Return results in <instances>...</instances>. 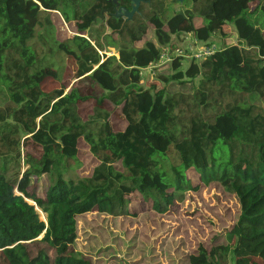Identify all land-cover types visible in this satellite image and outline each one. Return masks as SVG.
I'll list each match as a JSON object with an SVG mask.
<instances>
[{
    "label": "trees",
    "instance_id": "trees-1",
    "mask_svg": "<svg viewBox=\"0 0 264 264\" xmlns=\"http://www.w3.org/2000/svg\"><path fill=\"white\" fill-rule=\"evenodd\" d=\"M54 1L48 11L35 0H0V264H13L5 249L15 244L26 247L28 264H45V247L29 250L43 241L74 264H124L130 252L106 253L110 246L96 245L91 230L86 250L74 247L80 218L107 215L123 226L134 215L131 197L140 212L160 216L178 208L185 189L212 180L235 194L237 220L174 264H264V0H236L242 7L230 20H243L249 31L238 46L224 38L204 60L156 68L158 87L139 84V68L180 32L209 41L216 28L208 17L219 0H188L184 15L152 0L130 20H100L90 0L84 9L86 0ZM197 16L202 24H194ZM97 21L105 29L91 34ZM149 28L154 52L137 46ZM106 46L118 56L101 55ZM62 50L76 57L72 80ZM94 70L109 76L111 89ZM44 73L58 85L46 89L49 76L38 78ZM223 146L228 155L220 158ZM87 156L85 167L80 158ZM158 238L144 239L154 250ZM140 252L134 264L145 257Z\"/></svg>",
    "mask_w": 264,
    "mask_h": 264
},
{
    "label": "rangeland",
    "instance_id": "rangeland-1",
    "mask_svg": "<svg viewBox=\"0 0 264 264\" xmlns=\"http://www.w3.org/2000/svg\"><path fill=\"white\" fill-rule=\"evenodd\" d=\"M48 11H53L55 1L54 0H35ZM220 3L214 9V13L208 17L211 20L216 32L213 34L214 39L217 40V45L221 47L220 40L226 38L227 42L231 45L238 46V39L247 34L248 28L241 19L231 21L230 17L238 12L242 7L236 0H219ZM88 0L82 5L81 9L87 6ZM251 19V17H250ZM202 17H195L193 22L195 25L202 24ZM64 25L67 35L71 36L75 34L74 23H66ZM63 25V24H62ZM103 25L100 22H96L93 26L91 34L95 32L102 31ZM187 33L195 35L193 32H180L176 37L186 36ZM109 34V31H106ZM191 35V36H192ZM84 36H87L86 34ZM175 37V36H173ZM59 38H63L59 36ZM211 39L209 41H211ZM111 39L106 37L103 44L106 45L110 43ZM139 48H146L148 50L157 49L156 40L153 35L152 28H149L142 40L137 43ZM109 46L104 48L108 52ZM64 48V47H63ZM110 52L112 48L116 50L115 47H109ZM151 50V52H154ZM61 54H67L68 58L65 65L72 72V77L75 76V65L74 61L76 57L71 51L65 52L62 50ZM236 60V59H235ZM183 62V61H182ZM186 63H182V68L187 66ZM238 62V61H237ZM67 67L65 68V73L68 72ZM62 70V68H61ZM63 73V71H62ZM145 73V72H144ZM95 78L102 84L104 88L111 89L110 78L108 75L101 73L98 70L93 72ZM45 76L47 79L43 82L46 89L52 88L58 85L56 83V78L50 73H44L38 76L42 78ZM155 77V76H154ZM60 85V84H59ZM147 86L158 87L159 83L153 80L148 81ZM122 120V119H121ZM116 121V118L115 120ZM124 123L122 122V125ZM220 158H224L228 155V150L226 146L222 147V150H218ZM157 159L162 158V162L167 169L169 168V161L167 162L165 157L157 154L154 155ZM82 164L85 167L89 166L90 156L85 158H80ZM165 159V161H164ZM164 164V163H163ZM216 168H219L216 166ZM188 176L192 175V171H188ZM202 183V182H201ZM26 186V174L21 175L19 178L18 185L15 187L14 191L19 192L20 188H25ZM199 186V185H198ZM185 200L178 205V208L170 210L163 215L157 216L154 212H140L138 207L134 204V199L131 197L132 202V212L134 215H130L124 218L123 226L118 223V219L110 218L107 215L101 218H106L107 223L97 219L92 220L91 215H86L85 218H80L78 223V244L74 247L77 250H83V248L88 244L85 241L86 234L93 232V238L98 242L96 245H106L110 246V251L106 253L115 252L117 254L123 255L124 251H129L130 255L125 256L124 264H134L133 261H137L141 256V251H144V258H141L140 264H174L175 260H178L189 253L192 249L196 248L199 241L209 242L211 237L217 233H222L227 227L232 223H235L237 217L240 213V204L234 193H228L220 186L218 182H213L209 185H200L198 191H191V189H185ZM131 196V195H129ZM29 202L31 200H28ZM32 203V202H31ZM39 212L41 220L46 219V215H41L39 207H36ZM91 230V231H90ZM137 233L136 238H133L134 233ZM44 235V233H43ZM37 237L36 240L39 241L42 237ZM155 236L159 237L156 241V248L152 250L153 245L144 238H149L154 241ZM143 241V243H142ZM143 248H142V247ZM41 250V257L45 264H74L73 260L65 257L59 250L54 253V251L48 246L47 241H43L38 245L30 244L29 250L31 255L36 254L38 248ZM86 250V247L84 248ZM115 250V251H114ZM152 250V251H151ZM104 253L105 250H102ZM149 252H153V255L149 259ZM5 253L9 260L13 264H28V256L26 253V247L21 244H15L9 249H5ZM138 254V256H137ZM133 260V261H132Z\"/></svg>",
    "mask_w": 264,
    "mask_h": 264
},
{
    "label": "built area",
    "instance_id": "built-area-1",
    "mask_svg": "<svg viewBox=\"0 0 264 264\" xmlns=\"http://www.w3.org/2000/svg\"><path fill=\"white\" fill-rule=\"evenodd\" d=\"M186 36L173 37L176 40V44L162 47L158 52L156 58L150 61L147 66L139 68V84L143 86L148 85L149 80H153L155 76V69L166 64L172 62L173 60H180L182 63L187 64L189 62L204 60L211 56L217 49H219L218 45L214 41H202L199 40L194 35L187 33ZM192 35V36H191ZM109 50L110 48L107 47ZM108 52L103 49L99 51L101 55L110 56L115 55L118 56V51L112 48V51ZM145 72V73H144Z\"/></svg>",
    "mask_w": 264,
    "mask_h": 264
},
{
    "label": "flooded vegetation",
    "instance_id": "flooded-vegetation-1",
    "mask_svg": "<svg viewBox=\"0 0 264 264\" xmlns=\"http://www.w3.org/2000/svg\"><path fill=\"white\" fill-rule=\"evenodd\" d=\"M152 2V0H140L139 4L137 6V10L132 14L131 19L135 16V13L138 12V14L141 13V6L143 4H149ZM96 3L97 6H99L100 10L98 13L99 19L100 20H105L109 18L111 15L115 17V12L119 8H124L127 10L131 9V0L127 3V5H123L120 0H90L89 5ZM163 4L169 8L168 11L173 14H178V15H184L187 14L188 9H191L190 6H188V0H163ZM120 18V17H116ZM123 19H127L124 16H121ZM130 20V19H128Z\"/></svg>",
    "mask_w": 264,
    "mask_h": 264
},
{
    "label": "water",
    "instance_id": "water-1",
    "mask_svg": "<svg viewBox=\"0 0 264 264\" xmlns=\"http://www.w3.org/2000/svg\"><path fill=\"white\" fill-rule=\"evenodd\" d=\"M139 1L140 0H131V9L130 10H127V9H124V8L117 9L116 12H115V17L124 16L127 19H131L132 14L137 10V6L139 4ZM43 221H46V219L43 220Z\"/></svg>",
    "mask_w": 264,
    "mask_h": 264
},
{
    "label": "crops",
    "instance_id": "crops-1",
    "mask_svg": "<svg viewBox=\"0 0 264 264\" xmlns=\"http://www.w3.org/2000/svg\"><path fill=\"white\" fill-rule=\"evenodd\" d=\"M212 39H214V38H212ZM217 40L219 41V39H217ZM217 40H212V41H214L217 44Z\"/></svg>",
    "mask_w": 264,
    "mask_h": 264
},
{
    "label": "bare ground",
    "instance_id": "bare-ground-1",
    "mask_svg": "<svg viewBox=\"0 0 264 264\" xmlns=\"http://www.w3.org/2000/svg\"><path fill=\"white\" fill-rule=\"evenodd\" d=\"M43 233H44V232H43ZM43 233H42L40 236H42V235H43ZM40 236H39V237H40Z\"/></svg>",
    "mask_w": 264,
    "mask_h": 264
}]
</instances>
